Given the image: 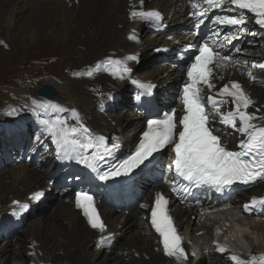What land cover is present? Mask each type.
Returning a JSON list of instances; mask_svg holds the SVG:
<instances>
[{"label": "bare ground", "instance_id": "1", "mask_svg": "<svg viewBox=\"0 0 264 264\" xmlns=\"http://www.w3.org/2000/svg\"><path fill=\"white\" fill-rule=\"evenodd\" d=\"M130 4H134L138 10L155 11L161 15L162 20L159 26L152 23L156 29L155 35L149 32L151 29L148 26V21L129 19ZM185 11V3L182 0H143L142 8L139 0H0V41L3 42L0 45L3 50H12L15 44L14 37L18 35L25 21L32 17L33 13L34 21L32 24L29 21L30 25L26 26V30L24 29L25 31L21 34L25 44H35L41 34L47 36V33L55 27L56 22L66 23V26L70 22L77 24L80 29V37L76 41V48L78 49L75 51L76 55L71 64L61 76L63 83L60 84L53 79H49L39 85V87L45 84L53 85L58 92L56 100L39 99L36 97L35 90L32 93L34 98H28L29 101L27 102L28 104L34 102V106L45 113V121L47 122H55L57 119H64L68 122L67 117L57 116L55 109H44L41 106L55 104L60 108L65 105H90L92 103L90 94H81L82 99L75 97L77 87L83 90L80 83L90 82L85 80L81 82L72 81L71 79L81 78L74 75V73L93 71L94 74L91 77L81 76L88 79L95 77L96 81L94 82L108 84L110 81L109 72L113 67L108 63L109 60H118L121 63L116 67H127L129 69L125 77L131 85L136 86L133 83L134 80L141 83H145L144 80L160 82L156 91L160 101L164 102L166 95L169 98L170 94L173 93H167L165 89L170 86L173 87L176 81L184 76L182 67L170 69L169 62L174 58V55L172 58V53L174 54V51L188 38L186 31L189 29L190 21L186 18ZM168 27L170 31L167 30ZM130 36H134L135 39H129ZM60 39L65 41L67 35H63ZM159 53L163 56L161 64L157 62ZM150 55H152L150 64L145 65L144 60ZM129 57H134V59H129ZM155 62H157L156 65ZM140 64L144 66L143 69L139 68ZM98 65L99 70L96 71ZM135 72H140L142 75H137ZM234 72L237 73L236 70ZM234 72L229 69V65L226 68L217 69L215 80L220 86L230 81L238 82L242 87L245 86L242 83H246V79L240 78ZM122 87L117 82L112 84V90L115 91L120 90ZM245 87L247 88L244 89L243 87V89L249 91L247 94L251 99L256 100V97H260L264 100V90L249 88L247 85ZM151 94L142 93V90L138 95L130 94L133 97L127 98L129 102L126 104L127 109L124 108L126 112H115L112 117H108L112 119L94 115L91 126L95 130L108 132L116 144V148L121 152L127 151L133 145V142H131L132 133L144 121L130 119L132 116H128L126 113L131 108L138 107L141 100L146 101ZM15 95L17 94L14 92L9 93V100L13 98L11 96ZM16 100L22 102L20 97H17ZM111 101L116 103L117 98L113 97ZM233 107L231 102H228V104L222 106L221 111L226 112L232 110ZM253 110V106L248 109L251 113H254ZM30 116L37 122V116L33 114ZM5 119L0 117V128L8 129L9 133H16L17 137L11 142L15 143L16 149H20L24 146L23 141L28 139L24 138L23 140L20 138L18 140L22 131H27L22 126L26 124V121L20 114L8 115V118ZM255 123L264 126V120H257ZM68 124L76 126V122H68ZM126 125H130V131L126 130ZM43 133H46L44 129ZM221 134L224 141L230 145L239 144L243 138L238 132L226 128L224 125L221 128ZM31 136L33 137V135ZM28 151V160L23 159V164L15 168H8L0 173V234L3 233L9 236L5 240L0 235V240L4 241L2 245L0 244V253L6 256V260L14 258L15 261H19L21 264H109L110 260H113L114 264H178L175 258H170L164 254L163 245L160 243L158 235L152 232L145 222L146 214L144 210L148 208H142L141 205L148 206L152 199L154 189L150 187L145 190L138 189L134 193L140 204L139 210H142L141 212L133 211L130 215L122 214L118 216L120 211L116 206V198L111 199L108 206H105L104 215H101V219L106 225L105 234L113 237L109 244L97 246L101 233L86 224L69 193L62 194L61 198L54 200V203H51V208L38 218L28 222L21 233L17 232L19 233L17 236L11 235L12 232L9 231L8 224L12 221L23 223L32 213V211L29 212L27 216L28 209H22L13 202L19 201L21 205H26V201L31 199L34 194L41 192L43 195L39 199H34V203L46 199L47 195L53 192L50 182L59 180L67 169L64 157L58 158L54 144L53 150L48 151V154L55 160V165L63 161L65 166L60 174L48 173L44 169L47 162L44 161L43 156L40 158L35 147ZM31 160H33V165L36 163L38 165L32 167L31 163L28 162ZM75 175L78 177L85 176L78 171L75 172ZM71 182L73 185L84 184L85 179H73ZM68 185L62 191H70L72 184L68 182ZM155 185L158 186L156 182ZM45 187H48V192L43 190ZM250 192H254L255 195L262 194L264 192V180L258 179L255 183H252L247 188V192L239 193L237 200L235 199L227 205L222 204L224 207L219 203H212L211 207H206L210 208L209 210L215 209V212L210 213L209 211V214L216 218L213 220L224 228L227 236L229 238L240 236L242 245L247 249H251L248 248V243L253 245L259 238H264V220L261 222L248 220L250 222L247 223V226L250 225L252 232H255L256 235L253 240H250L248 236L244 235L245 223H243V220L237 218V215L234 214L235 211L228 213L224 209L232 210L228 206L232 203L235 205L246 203L245 198L248 197ZM140 197L142 201L139 200ZM203 205H206L205 201L200 204V206ZM13 212H16L17 215H13ZM261 213L260 218L264 219V208H262ZM174 214L178 234L182 237V246L187 254L185 264H234L229 258L230 255H235L233 253L206 255V247L213 238L212 231L207 227V224L212 221L206 220V223H203L200 218L197 217L198 219H196L197 213L191 208L180 207ZM258 236L259 238H257ZM115 241H117V244L114 243ZM118 246L119 250L115 251ZM260 246L262 248L264 242ZM228 248L236 251V256L240 259L250 261L245 260L246 258L242 253L245 250L243 247L235 245L233 248ZM196 249L201 250L203 260H197Z\"/></svg>", "mask_w": 264, "mask_h": 264}, {"label": "snow or ice", "instance_id": "2", "mask_svg": "<svg viewBox=\"0 0 264 264\" xmlns=\"http://www.w3.org/2000/svg\"><path fill=\"white\" fill-rule=\"evenodd\" d=\"M202 3L207 5V8H221L222 5L230 4L234 6L233 10L240 12L239 18L228 15L215 16L214 22L217 24L240 26L244 23L243 11L247 10L248 13L254 14L255 23L264 28V0H202ZM139 4L142 8L143 0H139ZM192 8L195 10L193 16L197 20L198 28L203 22L200 17L206 15L207 8L200 6V0H195ZM129 19L148 21L159 26L162 17L158 12L138 10L134 4H130ZM129 39L135 37L130 36ZM197 51L198 54L190 58L191 63L186 69L187 81L179 98L182 116L177 117L176 110L171 109L161 118L149 119L138 146L126 160L100 173L98 161L105 154H110L106 139L102 135L94 136L75 114L72 118L76 120V126H70L64 119L44 122V130L51 143L56 146L58 158L75 159L77 163L96 171L100 180H108L110 177L129 175L154 153L170 147V151L174 153L170 170L174 169L177 179L172 191L178 196L189 193L192 187H207L221 192L236 183L249 185L258 179L264 180V126L255 123L257 120H264V116L258 117L248 111L254 101L238 82L230 81L225 84L215 93V97L211 93L215 85L212 83L213 70L210 65L223 69L230 63L238 65L239 61L232 56L221 54L207 41L199 46ZM108 63L113 66L109 72L113 78L123 79L129 72L127 67H116L121 63L118 60H109ZM252 67L264 70V63L253 64ZM98 70L99 65L96 68V71ZM93 74V71L74 73L77 76L89 77ZM247 75L250 80H256L251 71ZM133 83L142 90V93L151 94L153 87L151 84L135 80ZM229 98L234 107L232 110L222 112L221 107L229 102ZM41 107L61 110L55 104H45ZM217 120L243 137L237 146L238 150H230L222 143L221 136L216 134L212 127ZM87 149L94 150L91 156L82 151ZM180 181L187 183H179ZM42 195V192L36 193L32 198L39 199ZM181 198L183 199L182 196ZM13 203L22 209L28 207L21 205L19 201ZM168 203V199L162 193L156 194L154 205L151 207L150 225L159 236L164 254L175 258L178 264H185L187 254L182 246V237L168 213ZM75 206L82 210L88 225L101 233L97 246L111 243L113 237L105 234L106 225L97 212L93 196L86 192L75 193ZM257 207L264 208V198H253L250 204L245 205V211ZM13 215L17 213L13 212ZM217 251L226 253L227 248L217 245ZM229 258L234 264H264V256L252 257L250 261H244L236 255H230Z\"/></svg>", "mask_w": 264, "mask_h": 264}, {"label": "rangeland", "instance_id": "3", "mask_svg": "<svg viewBox=\"0 0 264 264\" xmlns=\"http://www.w3.org/2000/svg\"><path fill=\"white\" fill-rule=\"evenodd\" d=\"M32 17L25 21L21 31L14 37L15 44L12 50H3L1 49L3 47L0 45V117L4 120L8 118V115L16 114H22L28 120V117L37 111V109L34 108V113H32L33 110L27 103L29 101L28 98H34L32 93L37 90L41 82L45 80L53 79L62 84L61 76L71 64L72 59H74L76 55L75 51L78 49L76 48V41L80 37V29L75 22H70L68 26H66V23L62 24L63 22H56L54 24L55 27L52 31L47 33V36L41 34L35 44H25V41L21 38V34L26 30L25 27L32 24L34 21V13ZM36 31L38 32V29ZM63 35H67L65 41L60 39ZM151 56L152 55L148 58L146 57L144 64H147L149 60L152 59ZM13 92L17 95L11 96L13 98L9 100L8 95ZM19 96L22 102L16 100ZM6 135L7 133H0V156L5 155L6 148H9L11 154L8 159L14 161L15 156L11 143L6 144V142H4L5 140L9 141V137ZM8 145L9 147H7ZM31 145L32 144H29L27 147L30 149ZM20 151L24 152L25 150L20 149ZM8 168H11L10 165H0L1 172ZM57 198L59 197L55 195L51 203H54V200ZM49 208H51V206L46 209L42 208L40 212L42 210L45 212ZM248 220H252V218L244 221V227L248 229L246 231L250 235L249 239L253 240L256 235L255 232H252L251 226H247L250 222ZM30 221L32 220H27V222ZM27 224L20 227L19 233L22 232ZM14 228L15 224L11 226V230H14ZM19 233L14 235L17 236ZM257 241L258 240H256V242ZM118 248L119 246L115 248V251H118ZM2 258H6V256L2 254ZM11 259L12 260L3 259L2 264H21V262L15 261L14 258ZM109 264H114V261L110 260Z\"/></svg>", "mask_w": 264, "mask_h": 264}, {"label": "water", "instance_id": "4", "mask_svg": "<svg viewBox=\"0 0 264 264\" xmlns=\"http://www.w3.org/2000/svg\"><path fill=\"white\" fill-rule=\"evenodd\" d=\"M37 95L46 100H53L57 95V91L53 85H44L37 90Z\"/></svg>", "mask_w": 264, "mask_h": 264}]
</instances>
